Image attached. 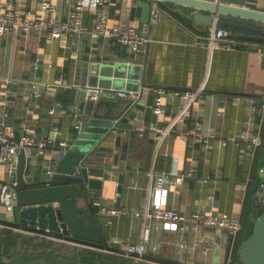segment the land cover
<instances>
[{
	"label": "crops",
	"instance_id": "1",
	"mask_svg": "<svg viewBox=\"0 0 264 264\" xmlns=\"http://www.w3.org/2000/svg\"><path fill=\"white\" fill-rule=\"evenodd\" d=\"M14 1L31 9L35 17L41 14V0ZM53 1L58 5V21H64L77 0ZM140 1L107 0L106 6L110 24H121L149 36L143 57L131 52L129 46L116 37L96 36L92 29L95 13L89 7L83 12V22L90 27L89 32L52 39L38 30L0 33V122L8 119L18 126L28 123L37 135L53 140L44 155H35L34 150L27 149L28 180H41L52 158L58 163L62 156L59 140L68 139L72 144L83 129L80 121L94 117L93 112L101 114L97 115L99 120L116 114L115 120L122 123L103 136L91 156L96 161L95 170L104 173L99 176L103 179L100 193L94 195L96 208L86 199L80 201L89 205L94 214L97 210L101 214L103 206L126 209V213L109 215L105 225L97 221L103 239L109 243L140 241L144 220L134 212H145L157 172L169 176L170 207L186 214L214 208L240 219L254 151L245 141L230 140L223 145L221 140L246 130L260 133L264 116V50L258 46L262 44L264 32L251 30L249 33L260 35L256 38L233 34V47L224 44L210 49L204 38L211 27L216 26L215 21L211 25H197L193 18L178 15L190 26L188 29L160 12L159 20L144 24ZM259 8L264 10V0L259 1ZM258 26L264 28V21H259ZM127 60L141 66L139 80L145 85L139 99L142 102H148L151 94L148 87L152 86L200 91L191 102L167 94L164 110L157 117L133 107L140 117L137 121L136 115L129 112L132 106L125 108L124 99L129 96H120L111 89L102 90L92 113H87L86 101L79 104L78 95L90 67L95 63ZM33 84L39 86L42 102L32 98L34 92L30 87ZM10 95L16 96L12 115H9ZM101 98L105 101L99 108ZM185 104H189L187 114L178 118ZM44 106L54 107L55 112L45 115ZM139 126H144L145 130L141 132ZM198 126L215 133L211 147L190 133ZM158 127L166 133L159 136ZM192 168L194 173L189 175ZM176 173L186 174L185 181L174 182ZM16 176L17 173L9 176L0 164V180L12 178L16 184ZM12 220L13 213L6 212L0 205V250L8 255L9 264L31 260L33 264H62L65 257L72 258L84 249L100 248L34 232L11 223ZM149 231L150 264H228L235 237L218 227L196 230L164 220L151 221ZM204 238H211L216 245H201L199 242ZM68 245L70 254L65 253ZM53 254L58 255V260H52Z\"/></svg>",
	"mask_w": 264,
	"mask_h": 264
},
{
	"label": "water",
	"instance_id": "2",
	"mask_svg": "<svg viewBox=\"0 0 264 264\" xmlns=\"http://www.w3.org/2000/svg\"><path fill=\"white\" fill-rule=\"evenodd\" d=\"M259 1L141 0L140 5L144 8L142 17L144 24L151 23L152 9L157 7L161 13L188 29L190 26L182 22L178 15L193 18L197 25H211L215 21L217 25L229 28L237 37L256 38L260 35L249 33L251 30L264 32V28L258 26L259 21H264V10L259 8ZM203 10H206L207 13H204ZM258 46L264 49L262 44H258ZM140 67L137 63L128 64L126 62L93 64L87 79L85 78L86 83L80 88L79 104L86 101V112L91 114L96 102L93 95L100 94L102 90L127 89L137 91L144 89L145 85L141 84L138 75ZM15 97V95L9 96V115H12ZM32 98L42 102L43 96H33ZM22 100H24L23 97L20 98L21 102ZM124 100L127 102L125 108L132 106V108L145 109L152 112L154 116H158L152 107L154 100L152 91L148 102L135 100L132 96ZM104 101V98L99 100V108ZM135 108H130L131 115L137 114ZM50 109V106H44V114L51 116ZM22 110L25 111L26 109L23 108ZM93 113L94 117L85 119L83 129L74 139L69 150L61 156L56 171L54 173L44 172L41 180H28L26 175L27 150L25 148L20 150L16 176L18 193L11 223L21 225L34 232L49 234L65 240L69 239L85 244H101L103 231L98 227L97 221L105 225L109 215L100 214L98 210L94 214L89 205H83L80 201L81 198L86 199L96 208L94 195L100 193L103 179L99 176L104 173L95 170L96 161L91 159V156L99 147L103 136L122 123L115 120L116 114L114 116L108 115L106 120H99L97 115L101 114ZM20 137L21 134L18 130V140ZM257 148L258 146L254 150V155ZM120 181V185H122L123 176H121ZM236 237L237 234L234 237L228 264L232 262ZM199 243L210 247L216 245L211 238H204ZM110 244L113 246L121 245L118 241H113ZM239 256L240 262L238 264H264V210L256 219L252 233L243 241ZM138 264L150 263L146 260H140Z\"/></svg>",
	"mask_w": 264,
	"mask_h": 264
},
{
	"label": "built area",
	"instance_id": "3",
	"mask_svg": "<svg viewBox=\"0 0 264 264\" xmlns=\"http://www.w3.org/2000/svg\"><path fill=\"white\" fill-rule=\"evenodd\" d=\"M107 0H77L74 8L69 13L68 19L58 21V5L53 0H41V14L37 17L33 16L31 9L23 7L22 3L14 0H0V33L7 32H29L31 30H38L45 32L47 36L52 38H59L67 35H78L81 33L89 32L90 27L83 22L84 9L89 7L94 10L95 19L93 24V32L96 36H110L116 37L123 43H126L131 52L140 54L143 57V48L149 42V36L138 34L137 32L126 29L121 24H110L109 12L106 6ZM160 18V11L157 7L152 9L151 22H155ZM233 32L227 28L216 24L211 27L210 31L206 34L204 42L210 49L218 48L226 44L228 47L234 46ZM227 42V43H225ZM260 50H264L260 47ZM126 63L133 64V60H127ZM154 93V100L152 103L153 110L160 114L164 110V97L167 94L178 96L187 101H193L198 95L199 90L192 89H177L169 88L166 86H152L148 87ZM34 92V96L42 95L39 86L33 84L30 87ZM115 90V89H111ZM117 91V90H115ZM144 89L135 90H118L120 96H132L135 100H139L143 94ZM94 99H99L100 94L93 95ZM238 98H241L240 96ZM189 102V103H190ZM185 104L182 108L181 114L178 118H183L186 112ZM256 109L257 107L254 106ZM264 109V104L262 106ZM53 114L54 107L50 109ZM135 120L139 121L140 117L136 115ZM86 120L80 121L84 124ZM141 132L145 130L144 126L138 127ZM160 131V135L165 134L166 130L156 128ZM20 131V140L17 138V131ZM197 140L203 141L206 146L211 147V141L215 138V133L209 129L196 127L190 131ZM245 141L249 147L254 151L261 142L260 133H252L246 130L239 135L231 136L221 140L223 145L228 141ZM53 142L49 136L37 135L34 128L25 122L18 126L15 122L3 119L0 122V164L4 166V171L9 176H14L17 173L18 154L22 148L26 150H34L35 155H44L49 149L50 144ZM71 142L68 139L59 140V152L62 156L69 150ZM57 163L53 158L47 165V171L54 173L56 171ZM264 174V168L261 169ZM194 173L192 168L189 175ZM155 181L150 190V197L147 203L145 212L142 214L140 210H136L134 215L143 217L144 231L141 233L140 241L134 242L132 240L118 241L120 245V253L127 257L135 258L138 262L140 260L148 261L150 255L149 250L152 246L150 237L149 223L153 220H164L174 224H181L184 227L192 229H200L205 226L218 227L231 233L234 236L238 233L240 228V219H236L228 213H220L214 208L205 210H196L191 214L169 206L168 202V182L169 176L165 172H157L154 174ZM186 174L176 173L173 181L182 183L185 181ZM207 179L205 178V181ZM18 188L12 178H3L0 180V205L6 212H13L16 207ZM261 203L264 205V185L262 187ZM103 214L115 215L118 213H126V209H118L111 206H103L101 208ZM103 250L115 252L111 249Z\"/></svg>",
	"mask_w": 264,
	"mask_h": 264
},
{
	"label": "trees",
	"instance_id": "4",
	"mask_svg": "<svg viewBox=\"0 0 264 264\" xmlns=\"http://www.w3.org/2000/svg\"><path fill=\"white\" fill-rule=\"evenodd\" d=\"M262 45L264 46V36L262 38ZM261 116H259V119ZM261 119V142L258 145L257 152L254 155L253 167L251 172V178L248 185V190L246 194L245 206L240 220V228L237 233L235 250L232 258L231 264H238L240 262L239 251L243 241L252 233L255 221L258 216L263 212L264 205L261 203L260 196L262 187L264 185V174L261 169L264 168V116ZM100 248L111 249L115 252H105L92 249H84L79 253H75L72 258L65 257L62 264H138L135 258L124 256L120 253V248L111 245L106 240H102L101 244H98ZM114 253V254H111ZM2 250H0V264H9L6 261V257ZM52 260H58V255L53 254ZM34 260L24 261L19 263L13 261L14 264H33ZM27 262V263H26Z\"/></svg>",
	"mask_w": 264,
	"mask_h": 264
},
{
	"label": "rangeland",
	"instance_id": "5",
	"mask_svg": "<svg viewBox=\"0 0 264 264\" xmlns=\"http://www.w3.org/2000/svg\"><path fill=\"white\" fill-rule=\"evenodd\" d=\"M8 213H9V212H8ZM68 246H69V245H68ZM70 247H71V246L67 247V250H66L67 252H65L66 254H70V253H71V248H70ZM95 250H98V251L100 250V251H102V252L105 251V250L100 249V248H99V249L95 248ZM105 252L109 253L108 251H105ZM111 254H114V253H111Z\"/></svg>",
	"mask_w": 264,
	"mask_h": 264
}]
</instances>
